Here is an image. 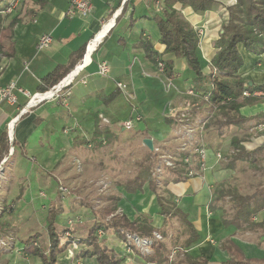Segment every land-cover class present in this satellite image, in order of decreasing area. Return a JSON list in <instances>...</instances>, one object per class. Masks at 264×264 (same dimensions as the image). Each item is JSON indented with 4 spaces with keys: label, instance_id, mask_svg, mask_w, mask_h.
Returning <instances> with one entry per match:
<instances>
[{
    "label": "crops",
    "instance_id": "1",
    "mask_svg": "<svg viewBox=\"0 0 264 264\" xmlns=\"http://www.w3.org/2000/svg\"><path fill=\"white\" fill-rule=\"evenodd\" d=\"M121 1L91 0L92 11L86 18H68L65 15L68 0H47L42 8H38L31 0H16L17 6L9 11L10 14L4 23L6 25L14 16L20 18L12 30L11 40L14 42L15 53L9 58L0 57V87L14 82L17 87H22L31 93L36 92L40 79L47 72L58 64H65L72 52L87 44L96 33L101 34L90 55V63L81 73L82 77L85 76L86 83L73 84L67 104L44 101L21 114L18 120L12 121L26 98L18 94L15 105L0 102V135L4 129H9L11 132L14 147V154L11 157H14L17 151L24 156L31 151L34 156L41 158V163L46 164L41 166L43 170L58 169L66 152L81 154L83 148L87 147L86 143L92 142L95 128H104L109 134L101 135L95 141L99 145L92 142L90 148H99L102 144L115 141L117 130L113 126L118 125L119 119H123L122 115L130 111L126 99L131 103L135 101L138 106L135 109L145 118L137 129L145 132L142 142L144 138L152 140L153 149L150 151L156 152V148H166L169 144L175 146L174 143H178L183 138L182 133L187 135L183 142H190L189 139L193 138L190 145L200 144L207 150V169L198 171L192 177H184V167L177 170L179 173L171 171L168 167L164 169V192L171 195L176 208L186 215L198 236L186 251L192 256H203L209 264H219L230 257V254L221 247L224 240L230 239L239 246L245 257L264 258V210L252 215L241 228L232 225L223 227L222 217L231 213L232 203L227 195L219 196L221 190H235L247 195L257 188L256 184L250 186V182L238 186L239 175L247 172V169L241 168L239 164L244 162L252 165V163L249 160L232 159L231 140L240 139L246 148L264 141V100L242 105L239 108L241 116L247 118L263 116L238 125L231 124L219 128L218 121L222 119V115L218 112L214 113L213 119L209 122H206L207 117L200 118L204 109L207 111L210 109L206 108L208 104L203 96L195 93L193 101L197 103L191 105L190 102L188 103L186 98L191 95L186 85H189L190 78L187 76L189 79H185L184 62L174 59L175 78L169 79L136 45L139 38L143 37L153 45L160 57H167L163 53L164 45L158 41L155 22L149 17L152 8H156L161 0H155L153 6H151L153 0H128L123 5ZM174 6L193 27H200L198 23L205 22L212 14V10L196 13L189 6L178 3ZM114 11H116L114 24L105 26L104 23ZM141 19L153 23L157 35L154 34L152 26L141 25ZM223 23L216 26L213 32L206 31L200 36L199 50L205 69L208 68L209 61L216 51L212 47V42L218 37ZM42 34H49L52 41L48 47L36 51L35 43ZM237 47L243 60L238 73L242 77L249 78L251 83L264 84V51L253 54L245 51L241 44ZM101 61L109 66L105 76L97 73L98 63ZM167 80L172 83L169 89L166 88ZM117 82L123 84L124 88H118ZM261 94L260 91H256V98H260ZM167 102H169L168 106ZM184 112L188 114L186 122L184 119L180 121V116ZM100 116L107 122H102ZM180 129L182 133L172 134L173 131H181ZM120 132L124 131L121 129ZM182 143L176 144L177 150ZM148 150L145 147V153ZM216 151L221 152V159L216 158ZM165 152L160 156L168 155ZM169 154L177 155L175 152ZM261 156L258 157H261L259 159L263 162L264 155ZM31 159L33 160L34 157ZM261 165H256L259 169L256 170L264 177V163ZM263 185L264 183L258 186ZM2 188L4 187L0 186V191ZM246 189L249 192L245 191ZM145 190L150 193L144 186L142 192ZM122 192H124L123 188ZM150 194L154 200L153 194ZM9 197L10 194L0 195V201L9 203ZM24 200V195L18 194L11 202L15 206L16 202L21 203ZM35 201L36 198H32V202ZM227 204L230 205L229 209L225 208ZM147 217L152 218V216ZM173 219L178 220L176 217ZM11 227L14 228L12 225ZM171 235L167 234V238ZM21 240L17 242L16 249L5 250L1 254L0 261L3 264L39 263V258H35L37 256L32 257L22 253ZM112 248L118 251L117 248ZM78 256L79 258L68 256L64 251L58 255L57 264H85L84 261L88 264H98L94 258L81 257L79 252Z\"/></svg>",
    "mask_w": 264,
    "mask_h": 264
},
{
    "label": "trees",
    "instance_id": "2",
    "mask_svg": "<svg viewBox=\"0 0 264 264\" xmlns=\"http://www.w3.org/2000/svg\"><path fill=\"white\" fill-rule=\"evenodd\" d=\"M31 1L38 8L44 7L47 2V0ZM154 3L155 0L152 1L151 6ZM176 3L189 6L196 13L212 10L218 4L215 0H161L156 8H152L149 17L155 22L159 35L158 41L164 45L163 53L167 57H160L153 45L140 37L136 45L143 50L145 57L155 65H157V60L161 61L163 63L162 74L169 79L175 78L174 59L182 60L186 68L185 79L190 78L189 88L200 96L207 95L205 101L210 111L222 115V119L218 121L219 128L231 124L238 125L263 116L247 118L239 114V108L242 105L264 100V84L251 83L249 85L250 79L238 73L243 60L237 46L241 44L245 51L253 54H260L264 51V0H235L234 4L225 7L227 18L221 25L218 37L212 42V47L216 51L207 69L202 65L198 30L173 7ZM7 7L9 4L6 0H0V57L9 58L15 53L14 42L11 40L12 30L20 18L14 16L5 25L6 17L10 14V12H5ZM85 48L86 44H83L72 52L65 64H58L47 72L40 79L37 91L44 92L58 83L82 60ZM256 91L262 93L260 98L253 95ZM244 92L249 94L243 95ZM107 134L109 132L106 129L95 128L92 142L99 139L101 135ZM95 144L99 145L96 142ZM231 146L233 160H249L254 166L259 163L257 157L264 155V141L251 148H246L240 139L234 138L231 140ZM9 147L7 130L4 129L0 135V162L7 157ZM145 154L135 175L126 180L122 188L125 194L133 195L141 193L144 186L147 187L154 196L157 214L160 215L162 224L176 217L182 225V230L167 238V233L162 227L156 228L152 224L151 217L130 218L126 213L118 212L116 206H105L88 227L87 234L83 238L86 246L79 252L80 256L94 258L98 264H122V257L117 251L105 244V238L102 240L99 238L97 232L101 230L104 234L112 235L122 242L128 241V235H134L140 239H152L149 253L142 254L131 246L147 264H209L203 256H192L186 251L189 245L198 239L196 231L186 215L176 208L171 195L168 193V196H164L157 192L156 178L152 174L156 153L148 150ZM255 169L259 170L258 166H255ZM224 195L229 197L232 211L227 216L223 215V227L232 225L241 228L252 215L264 210V185L247 195H242L235 190H221L219 196ZM114 200L118 199L114 198ZM91 211L94 213L93 210ZM58 214L59 209L55 204L48 208L45 216L47 244L37 242L38 234L31 235L22 241V253L37 256L38 264H56L57 256L69 243V241L61 242L63 233H60L57 228ZM154 231L162 234L163 240L162 238L161 240L153 239ZM169 247L180 249L182 257L170 259ZM221 247L230 254V257L219 264H264V258L245 257L239 246L230 239L224 240Z\"/></svg>",
    "mask_w": 264,
    "mask_h": 264
},
{
    "label": "rangeland",
    "instance_id": "3",
    "mask_svg": "<svg viewBox=\"0 0 264 264\" xmlns=\"http://www.w3.org/2000/svg\"><path fill=\"white\" fill-rule=\"evenodd\" d=\"M14 1L16 0H6L9 5L13 4ZM215 1L218 2V4L212 9L210 17H208L205 22L198 23L200 27H195L197 30L198 28H202L203 34L206 31H208V33L213 32L216 26L223 23L227 18L225 7L235 3V0ZM173 7L175 8V6ZM141 20V25L152 26L154 34L157 35V30L153 23L145 19ZM203 66L204 68L206 67L205 63ZM186 86L188 89L187 91H189V85ZM131 93L132 92L129 94ZM189 95L191 96L186 98L188 103L190 102V105L197 103L193 101L194 93H189ZM126 103L130 110L129 113L127 111L125 115H122L123 119H119V121L121 120L120 122L118 121L119 124L113 126V128L117 130V138L115 141L109 144H102L99 148L95 149L88 146L85 148L82 147L85 151H81V154L77 153L74 155L66 152V155L61 159L62 161L58 169H49L50 171L43 170L41 166H45L46 164L41 163V158L34 156L35 154L31 151L27 156L19 154L17 151L14 157H11L14 153L10 156L7 155L6 161L2 164V161L0 162V186L4 187L1 189L0 195L7 196L10 194L9 203L0 201V256L5 250L16 249L15 246L17 242L21 239V241H24V239L31 235L38 234L37 242L47 244L48 237L46 228H44L45 216L48 208L53 204L59 209L57 228L60 233H63L61 242L65 243L69 241L63 252L65 251L68 256H75L77 258H79L78 252L86 246L83 242V238H85L87 234L88 227L105 206H116L118 212H124L130 218L152 216V224L156 226V228L158 226L162 227V229L167 232L168 236H170V234L173 236V234L181 231V223L176 219L165 221L164 224H162L161 218H159L160 215L157 214V206L147 190L134 195H127L122 192L123 183L134 176L139 163L146 155V146H144L142 142V137L145 132L137 129L141 125L140 122L144 121L145 118L139 110L135 109L138 107L135 101L131 103L126 99ZM168 104L169 102H167V106ZM206 108H209L208 105H206ZM214 113L213 111L204 109L199 117L202 119L207 117L206 122H209L213 119ZM137 117H139L138 121L136 120ZM183 118L184 122H186L187 115ZM126 120H132L133 126L131 129L126 130L122 128L121 124ZM121 129L124 131L123 133L120 132ZM180 133H182V130L173 131L172 134L175 135ZM186 136L187 135L182 133L183 138L180 139L178 143H174L175 146L169 144L166 148L158 147V151H154V153H156V159L152 174L153 177L156 178L157 192L160 195L168 196L163 189L165 188L163 184L165 180L164 169L168 167L171 168V171L179 173L177 170L183 167L176 158L171 159L176 160L174 161L173 167L164 165L161 162L162 155L160 156V154L166 150H169V152H165V154L168 155H171L169 154L170 152L177 153L176 146L180 145L185 140ZM189 140L193 142L194 139L190 138ZM190 142L186 141L185 145L190 146ZM31 157H34L35 160H32ZM226 157L228 156L226 155ZM261 157H257L259 163L256 165L262 166L261 164L264 163L262 159H259ZM50 162H52V160H50ZM239 166H242L241 168H246L247 172L239 175L238 186H244L250 182V186L251 184H256L257 188H259L258 185L264 183V177L261 176L260 171L258 172L255 169V166L251 164L248 165V163L244 162L240 163ZM33 167L36 168L31 171ZM19 187L20 191H18ZM59 188L64 190H59ZM62 191L65 192L62 193ZM245 191L249 192L248 189ZM18 194L24 195L25 200L21 201V203L16 202L14 206L11 200H15ZM32 198H36V201L32 202ZM114 198L118 200H114ZM225 208L229 209L230 205L227 204ZM91 210H93L94 213H92ZM11 225L14 228H12ZM154 232L159 234L157 231ZM97 233L101 240L105 238L104 242L107 246L117 248V253L123 260L122 264H147L131 246L138 249L140 253L146 254L147 250L148 253L151 251V243H144L146 245L137 243L133 239V235H128V241L122 242L112 235L104 234L101 230ZM160 236L163 240L162 234ZM153 239L156 240L154 237ZM164 239H166V237ZM150 240L152 241V239ZM169 248L170 259L174 260L182 257V251L180 249L176 247ZM84 263L88 264L86 261H84ZM0 264H3V262L0 261Z\"/></svg>",
    "mask_w": 264,
    "mask_h": 264
},
{
    "label": "built area",
    "instance_id": "4",
    "mask_svg": "<svg viewBox=\"0 0 264 264\" xmlns=\"http://www.w3.org/2000/svg\"><path fill=\"white\" fill-rule=\"evenodd\" d=\"M128 0H122L121 4H125ZM16 1H14L13 4H10L9 7L6 8L5 12L11 11L13 8L16 7ZM92 11V3L91 0H68V6L65 12V15L68 18H86L90 12ZM116 16V11L112 13V16L106 20L104 23L106 25H113L114 24V17ZM100 32L96 33L92 39L89 40V42L86 44L85 53L82 58V60L75 65V67L70 70L58 83H56L54 86L50 87L48 90L44 92L36 91L34 93H31L27 91L26 89L22 87H17L14 82H9L8 84L0 87V102H4L9 105H15L18 100V94L23 95L26 98L25 103L21 106L18 114L15 115L12 118V121L18 120V117L28 111L30 108L37 106L38 104L44 102V101H55L61 104H67L68 97L70 95V89L76 82L79 83H86L85 76H81L82 71L84 68L90 63V55L93 52V50L96 47L97 35ZM198 34L201 36L203 34V29L198 28ZM52 41V37L49 34H42L38 37L36 43H35V49L36 51H40L46 47L49 46V44ZM157 69L162 72L163 70V63L161 61L157 60ZM109 71V66L106 62L101 61L98 63V70L97 73L101 76H105ZM117 87L120 89L124 88V85L117 82ZM172 87V83L170 80H167L166 88L169 89ZM189 93H193L191 89L188 91ZM249 93L244 92L243 95H248ZM253 95H255V92H253ZM203 98L206 100L207 95L203 96ZM185 115L188 116L187 112H184L180 116V121H183V117ZM101 117V116H100ZM136 120H139V117L136 118ZM102 122H107V120L103 117H101ZM122 128L123 129H131L133 126L132 120H126L122 122ZM7 137L9 142V151L8 156L12 155L14 152L13 147V137L9 129H7ZM88 147H92V142L89 141L86 143ZM186 146V147H185ZM187 148V149H186ZM186 149V150H185ZM158 151V149H155ZM176 156L171 155H162L161 156V162L166 166L173 167L174 161H179L180 164L183 165L185 168L184 176L186 177H192L194 174H196L198 171H205L207 169V150L204 146L198 144V145H185V142L182 143V145L178 148ZM215 156L217 159L222 158V154L220 151L215 152ZM176 158V160H171ZM6 161V158H4L1 162ZM1 167V166H0ZM59 190H64L60 189ZM65 191H62L64 193ZM154 238L161 240V236L158 233L154 232ZM133 239L140 244H150L151 240L144 239V238H138L133 235ZM144 239V240H143ZM144 244V245H146ZM148 253V250H147Z\"/></svg>",
    "mask_w": 264,
    "mask_h": 264
},
{
    "label": "water",
    "instance_id": "5",
    "mask_svg": "<svg viewBox=\"0 0 264 264\" xmlns=\"http://www.w3.org/2000/svg\"><path fill=\"white\" fill-rule=\"evenodd\" d=\"M248 84L250 85L251 82L249 81ZM143 144H144L149 150H152V149H153L152 140H151L150 138H144V139H143Z\"/></svg>",
    "mask_w": 264,
    "mask_h": 264
},
{
    "label": "bare ground",
    "instance_id": "6",
    "mask_svg": "<svg viewBox=\"0 0 264 264\" xmlns=\"http://www.w3.org/2000/svg\"><path fill=\"white\" fill-rule=\"evenodd\" d=\"M100 34H101V33H99V34L97 35V38H99V37H100Z\"/></svg>",
    "mask_w": 264,
    "mask_h": 264
}]
</instances>
